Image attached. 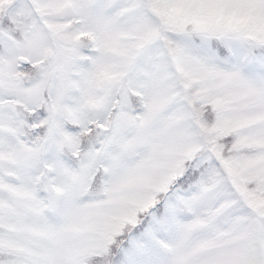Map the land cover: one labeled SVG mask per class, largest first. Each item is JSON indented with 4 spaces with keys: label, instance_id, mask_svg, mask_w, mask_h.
I'll return each instance as SVG.
<instances>
[{
    "label": "snow or ice",
    "instance_id": "snow-or-ice-1",
    "mask_svg": "<svg viewBox=\"0 0 264 264\" xmlns=\"http://www.w3.org/2000/svg\"><path fill=\"white\" fill-rule=\"evenodd\" d=\"M0 264H264V0H0Z\"/></svg>",
    "mask_w": 264,
    "mask_h": 264
}]
</instances>
